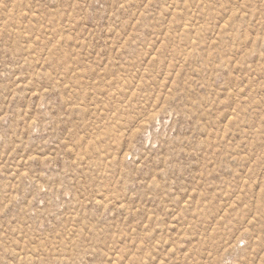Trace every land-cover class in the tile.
<instances>
[{
	"label": "rangeland",
	"instance_id": "obj_1",
	"mask_svg": "<svg viewBox=\"0 0 264 264\" xmlns=\"http://www.w3.org/2000/svg\"><path fill=\"white\" fill-rule=\"evenodd\" d=\"M0 264H264V0H0Z\"/></svg>",
	"mask_w": 264,
	"mask_h": 264
}]
</instances>
